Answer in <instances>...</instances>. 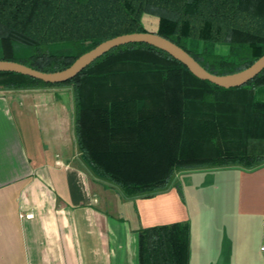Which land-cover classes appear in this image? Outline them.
<instances>
[{
    "label": "trees",
    "instance_id": "16d2710c",
    "mask_svg": "<svg viewBox=\"0 0 264 264\" xmlns=\"http://www.w3.org/2000/svg\"><path fill=\"white\" fill-rule=\"evenodd\" d=\"M155 32L214 74L239 71L264 54V0H0V59L53 72L116 35ZM226 45V54L215 50ZM68 86L80 157L129 195L151 196L179 170L264 163V69L223 88L142 42L114 47L76 76L44 83L0 72V90ZM139 264H187L188 225L142 228Z\"/></svg>",
    "mask_w": 264,
    "mask_h": 264
},
{
    "label": "crops",
    "instance_id": "0c3cea01",
    "mask_svg": "<svg viewBox=\"0 0 264 264\" xmlns=\"http://www.w3.org/2000/svg\"><path fill=\"white\" fill-rule=\"evenodd\" d=\"M263 217L264 163L179 170L127 196L80 157L70 87L0 90V264H139L138 231L173 223L188 225L187 264H264Z\"/></svg>",
    "mask_w": 264,
    "mask_h": 264
},
{
    "label": "water",
    "instance_id": "95a60500",
    "mask_svg": "<svg viewBox=\"0 0 264 264\" xmlns=\"http://www.w3.org/2000/svg\"><path fill=\"white\" fill-rule=\"evenodd\" d=\"M142 42L167 52L170 56L184 64L197 78L207 80L223 88L239 87L253 79L264 69V54L249 66L228 74H214L201 66L185 49L173 41L159 35L155 31L130 32L108 38L93 48L79 55L68 67L45 72L31 68L25 64L0 59V72H15L32 77L44 83H62L76 76L87 65L110 49L127 43Z\"/></svg>",
    "mask_w": 264,
    "mask_h": 264
},
{
    "label": "built area",
    "instance_id": "2783aa9c",
    "mask_svg": "<svg viewBox=\"0 0 264 264\" xmlns=\"http://www.w3.org/2000/svg\"><path fill=\"white\" fill-rule=\"evenodd\" d=\"M26 216H31V214H26ZM261 251L264 252V217L262 223V244H261Z\"/></svg>",
    "mask_w": 264,
    "mask_h": 264
},
{
    "label": "rangeland",
    "instance_id": "374dc122",
    "mask_svg": "<svg viewBox=\"0 0 264 264\" xmlns=\"http://www.w3.org/2000/svg\"><path fill=\"white\" fill-rule=\"evenodd\" d=\"M148 21H150V19H148ZM220 49H223L222 47H220ZM254 143V142H253Z\"/></svg>",
    "mask_w": 264,
    "mask_h": 264
}]
</instances>
